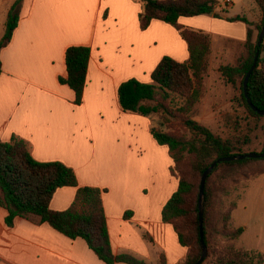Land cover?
Wrapping results in <instances>:
<instances>
[{
	"label": "crops",
	"instance_id": "crops-1",
	"mask_svg": "<svg viewBox=\"0 0 264 264\" xmlns=\"http://www.w3.org/2000/svg\"><path fill=\"white\" fill-rule=\"evenodd\" d=\"M227 2L243 12L226 17H243L251 25L217 18L216 12L182 18L180 23L245 45L249 29L256 30L263 13L255 0ZM21 10L13 39L1 53L0 143L19 138L35 160L61 162L74 169L79 188L106 190L102 198L115 255L159 264L165 254L168 264L181 263L186 249L162 218L178 188L169 148L152 135L148 116L123 111L118 89L130 79L151 82L164 56L188 61L186 42L162 21L141 30L140 0H31L23 2ZM157 44L163 45L162 53L154 51ZM71 46L91 48L81 105L75 104L70 87L60 82L67 77L66 51ZM140 128L149 136L142 142ZM156 163L162 167L156 169ZM259 189L263 193L254 192ZM77 193L74 187L59 189L51 209L69 210ZM243 194V206L233 215L235 221L243 208L244 221L235 225L246 229L240 241L248 239L240 245L263 252L264 175ZM127 212L133 215L126 218ZM7 215L0 207V264H106L82 238L71 240L39 217L17 218L10 227Z\"/></svg>",
	"mask_w": 264,
	"mask_h": 264
},
{
	"label": "trees",
	"instance_id": "trees-1",
	"mask_svg": "<svg viewBox=\"0 0 264 264\" xmlns=\"http://www.w3.org/2000/svg\"><path fill=\"white\" fill-rule=\"evenodd\" d=\"M24 0H17L9 12L5 34L0 41V76L3 73L2 50L13 39L20 21V10ZM140 28L145 31L156 20L171 25L186 42L189 60L180 62L165 56L151 75L152 82L144 83L137 79L123 82L118 89L119 103L123 111L143 116L161 114L163 121L175 119L188 139L180 131H157L152 129L156 141L167 146L173 161L172 175L178 181V188L162 211L166 224L173 227L180 245L186 249V256L179 264H196L202 256L201 230L199 218L200 185L204 172L220 158L244 155L251 139H228L213 133L192 118V112L203 96V84L212 54V38L201 30L185 27L182 18H194L216 12L217 0H140ZM263 13L262 21L256 26L257 42H252L253 32L249 29L245 44L249 57L236 67L221 69L227 80L233 85L240 79L241 94L250 113L263 118L248 104L244 82L254 63L257 44L264 23V0H255ZM226 13H215V17L230 22L243 21V17L228 18ZM264 43L261 46V56ZM251 75L248 83V95L255 107L264 110V57ZM91 58V48L71 46L66 51L67 77L60 82L75 93V104L81 105L87 86V75ZM181 100L180 106L175 101ZM264 152V148L261 152ZM264 175L263 159H245L242 161L221 163L209 176L205 194V241L208 256L203 264H264V251H244L234 246L216 244L211 249L209 229V209L218 201L219 196L226 197V206L221 215L222 229L218 237L225 242L241 238L246 229L236 227L234 212L238 209L242 197L232 199L240 180L254 181ZM78 188L73 206L66 211H54L51 202L59 189ZM106 190L98 188H79L78 177L74 169L61 162H39L32 156L25 141L14 137L11 142L0 143V207L7 210L6 224L13 226L17 218L33 219L39 217L43 224L71 240L84 239L89 248L106 264H148L130 255H115L108 229L107 215L102 195ZM133 215L126 213V218ZM150 239L148 235H145ZM215 258L213 260L212 258ZM159 264H168L165 254L159 258Z\"/></svg>",
	"mask_w": 264,
	"mask_h": 264
},
{
	"label": "rangeland",
	"instance_id": "rangeland-1",
	"mask_svg": "<svg viewBox=\"0 0 264 264\" xmlns=\"http://www.w3.org/2000/svg\"><path fill=\"white\" fill-rule=\"evenodd\" d=\"M25 1L28 4L31 0H24V2ZM16 2L17 0H0V41L5 34L9 12ZM217 2H219L216 10L217 13L224 15V13L234 14L240 12V8L231 7L228 5L231 3H226V0H217ZM21 13L22 10H20V15ZM257 37V31L254 30L252 36V42L254 44L257 42ZM211 38L213 50L209 58L208 70L204 79L202 89L203 96L201 102L194 108L192 118L225 140L237 138L245 139L249 137L251 139L250 144L245 147L244 151L261 152L264 148V117L256 118L248 110L242 99L240 79L237 85H233L221 71L224 67L238 66L241 61L249 57L248 50H246L245 45L239 40L230 39L218 33L213 34ZM154 51L157 54L162 53L163 45L157 44V47L154 46ZM261 57H264V53ZM148 82L149 81H146L144 83ZM181 102V100H177L175 101L176 105L173 106H180L182 105ZM148 118L152 120L153 128H156L157 131H180L188 139L193 137L190 132H185L180 122L175 119L163 121L161 114H153L148 116ZM144 129L145 128H140L141 142L149 138L147 131ZM154 165L156 169L162 167V165L158 163ZM142 173H148V171L144 170ZM252 182L251 180H240L235 188L236 191L232 195V199L242 197V195H244L243 193L246 192L249 184ZM254 192L263 193V190L259 189ZM217 196H219L218 201L209 209L211 249H215V245L218 243L222 244V246H234L236 249L249 251L240 245V242L241 244L247 242V237H244L241 241L239 238L233 242H225L218 237L222 229V222L220 219L224 211L223 209L226 206V197L220 196V194H217ZM242 199L239 201V205L243 206ZM257 206L259 205L257 204ZM243 212L242 208L238 215H236L235 223L244 221L242 218ZM212 259L215 260L214 257Z\"/></svg>",
	"mask_w": 264,
	"mask_h": 264
},
{
	"label": "water",
	"instance_id": "water-1",
	"mask_svg": "<svg viewBox=\"0 0 264 264\" xmlns=\"http://www.w3.org/2000/svg\"><path fill=\"white\" fill-rule=\"evenodd\" d=\"M215 12H212L211 15H214ZM264 43V23L262 30L260 32L259 38H258V44H257V52L255 55L254 63L245 79L244 82V88H245V95L248 101V104L250 107L258 113L260 116L264 117V110H260L257 107L254 106L252 103L251 99L249 98L248 95V83L251 75L255 71V69L258 66V62L261 56V46ZM264 158V152L262 153H256V152H251L248 154L244 155H237V156H232V157H226V158H220L213 162L211 166L204 172L201 180V185H200V196H199V218H200V230H201V245H202V256L201 258L196 262V264H203L208 256V247L205 241V227H204V216H205V194H206V183L209 178V176L213 173V171L218 167L219 164L221 163H226V162H235V161H242L245 159H263Z\"/></svg>",
	"mask_w": 264,
	"mask_h": 264
}]
</instances>
